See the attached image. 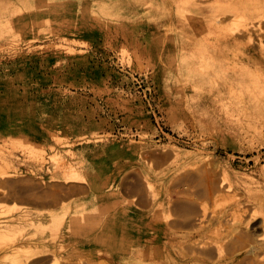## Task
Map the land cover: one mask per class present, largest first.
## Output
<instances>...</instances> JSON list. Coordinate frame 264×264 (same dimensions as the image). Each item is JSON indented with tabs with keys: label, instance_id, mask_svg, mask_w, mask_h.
I'll list each match as a JSON object with an SVG mask.
<instances>
[{
	"label": "rangeland",
	"instance_id": "1",
	"mask_svg": "<svg viewBox=\"0 0 264 264\" xmlns=\"http://www.w3.org/2000/svg\"><path fill=\"white\" fill-rule=\"evenodd\" d=\"M262 14L0 0V264H264V65L240 61L263 54Z\"/></svg>",
	"mask_w": 264,
	"mask_h": 264
},
{
	"label": "crops",
	"instance_id": "2",
	"mask_svg": "<svg viewBox=\"0 0 264 264\" xmlns=\"http://www.w3.org/2000/svg\"><path fill=\"white\" fill-rule=\"evenodd\" d=\"M110 188L119 189V194L122 197V201H128L135 199V205L138 207L135 210L136 214H139L140 211H150L152 208L151 201L147 198L144 184H134V186H129L128 184H114ZM89 193V190L84 186L80 185L78 187H72L66 190L65 199L61 198V195L58 194V200L56 202H39L34 203L33 201H28L25 205L28 207H36L41 210H58L62 203H67L73 198H79L85 196ZM184 224V223H183ZM187 225V224H186ZM185 226V225H184Z\"/></svg>",
	"mask_w": 264,
	"mask_h": 264
},
{
	"label": "bare ground",
	"instance_id": "3",
	"mask_svg": "<svg viewBox=\"0 0 264 264\" xmlns=\"http://www.w3.org/2000/svg\"><path fill=\"white\" fill-rule=\"evenodd\" d=\"M238 9V7L237 6H232V7H229L228 9H226L225 11H230L231 13H234L235 12V10H237ZM226 14V13H225ZM224 14V15H225ZM228 14V13H227ZM262 15H264V14H262ZM258 22L260 23L261 22V18H259L258 19ZM250 23H252V22H250ZM250 23H249V25H250ZM257 24V23H256ZM248 25V26H249ZM247 26V25H246ZM246 26L244 27V28H246ZM248 28V27H247ZM260 28H261V26H260ZM248 36V35H247ZM245 37V36H244ZM250 37H252V36H249L248 37V39L246 40V41H249L251 38ZM229 38H231V39H236V34L232 31V32H230L229 33ZM261 42H262V40H261ZM261 48H263V46H261ZM241 60L240 61H243V62H248L249 64L251 63V64H253V65H264V51H263V54L262 55H259V56H257V55H252V54H249V55H247V56H243V57H241L240 58ZM166 223V222H165ZM262 228H263V231H264V220H263V222H262ZM248 237V239L251 237H249V235L247 236ZM253 238V237H252ZM252 238H250V240H254V238L252 239ZM256 239V238H255ZM216 244V249H217V252H220V249H221V243L218 241V242H216L215 243ZM163 245V244H162ZM254 246H256V245H251V247H250V249L249 250H254Z\"/></svg>",
	"mask_w": 264,
	"mask_h": 264
}]
</instances>
